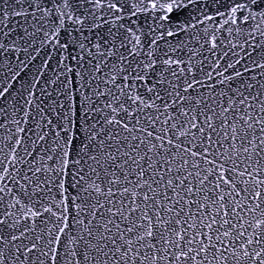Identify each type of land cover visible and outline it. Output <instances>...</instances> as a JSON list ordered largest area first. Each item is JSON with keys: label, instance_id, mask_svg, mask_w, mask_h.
I'll use <instances>...</instances> for the list:
<instances>
[{"label": "snow or ice", "instance_id": "6c2138e0", "mask_svg": "<svg viewBox=\"0 0 264 264\" xmlns=\"http://www.w3.org/2000/svg\"><path fill=\"white\" fill-rule=\"evenodd\" d=\"M0 264H264V0H0Z\"/></svg>", "mask_w": 264, "mask_h": 264}]
</instances>
